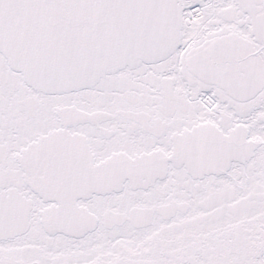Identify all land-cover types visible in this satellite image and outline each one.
<instances>
[{
  "label": "snow or ice",
  "instance_id": "obj_1",
  "mask_svg": "<svg viewBox=\"0 0 264 264\" xmlns=\"http://www.w3.org/2000/svg\"><path fill=\"white\" fill-rule=\"evenodd\" d=\"M0 264H264V0H0Z\"/></svg>",
  "mask_w": 264,
  "mask_h": 264
}]
</instances>
